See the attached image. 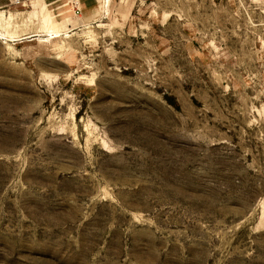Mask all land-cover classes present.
Segmentation results:
<instances>
[{
	"label": "rangeland",
	"instance_id": "obj_1",
	"mask_svg": "<svg viewBox=\"0 0 264 264\" xmlns=\"http://www.w3.org/2000/svg\"><path fill=\"white\" fill-rule=\"evenodd\" d=\"M74 5L0 0V264H264V0Z\"/></svg>",
	"mask_w": 264,
	"mask_h": 264
},
{
	"label": "bare ground",
	"instance_id": "obj_2",
	"mask_svg": "<svg viewBox=\"0 0 264 264\" xmlns=\"http://www.w3.org/2000/svg\"><path fill=\"white\" fill-rule=\"evenodd\" d=\"M69 12H71V11L69 10ZM41 20H42L45 28H47V27L49 28L48 29V32H49L48 35H51L52 38L57 37L59 35L60 28L57 25L56 26L52 25L53 16L51 14H48L46 16H42ZM77 24L78 23L74 22L70 28L75 27ZM13 25H14L13 24V17L12 16L7 17V16H5V14L3 12H1L0 13V38L1 39H3L4 41H10V40H16L18 38L17 32L20 30H23L24 28L22 27L19 30L18 29L19 27H18L15 29L13 27ZM26 30H27V27H26ZM26 30L24 29L23 32ZM27 31H26V33H28ZM26 33H25V35H26ZM23 35H24V33H23Z\"/></svg>",
	"mask_w": 264,
	"mask_h": 264
},
{
	"label": "crops",
	"instance_id": "obj_3",
	"mask_svg": "<svg viewBox=\"0 0 264 264\" xmlns=\"http://www.w3.org/2000/svg\"><path fill=\"white\" fill-rule=\"evenodd\" d=\"M70 2H72V0H70ZM74 3H75V5L73 6L74 8H72V10L67 9V11L70 10L73 13V11L75 12L76 10L79 9L80 10L79 13L83 15L84 20L92 21L95 19V18H93L94 11H95L94 9H96V7L98 6L99 0H74ZM67 24H68L69 28L72 25L71 23H67ZM75 27H73V29ZM70 29H72V28H70Z\"/></svg>",
	"mask_w": 264,
	"mask_h": 264
},
{
	"label": "built area",
	"instance_id": "obj_4",
	"mask_svg": "<svg viewBox=\"0 0 264 264\" xmlns=\"http://www.w3.org/2000/svg\"><path fill=\"white\" fill-rule=\"evenodd\" d=\"M77 12H80V10H79V9H78V10H76V13H77Z\"/></svg>",
	"mask_w": 264,
	"mask_h": 264
}]
</instances>
